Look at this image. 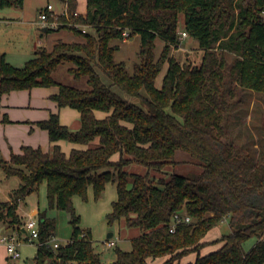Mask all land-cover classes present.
Here are the masks:
<instances>
[{
    "label": "trees",
    "instance_id": "obj_1",
    "mask_svg": "<svg viewBox=\"0 0 264 264\" xmlns=\"http://www.w3.org/2000/svg\"><path fill=\"white\" fill-rule=\"evenodd\" d=\"M67 2L68 19L75 25L59 15V26L46 32L68 27L83 40H59L40 48L23 67L0 53V92L59 86L53 99L61 108L79 111L81 127L74 131L61 123L59 114H52L37 123L49 132L50 152L24 146L9 161L0 153V167L21 180L12 201L0 200V221L20 229V201L46 183L49 209L38 215L40 242L55 236L54 210L70 214L73 234L57 249L37 246L34 264H105L91 230L80 226L74 198L87 202L92 187L98 201L114 183L118 199L107 214L109 225L125 220L142 234L131 240L132 251L117 247L110 264H264V151L256 161L251 149L228 140L235 104L229 101L233 89L225 79L228 70L232 84L264 93V0H87L86 15L76 14L78 0ZM24 4L0 0V9ZM181 15L185 32L205 51L200 64H182L171 55L179 42ZM126 31L141 38L140 61L132 72L116 60ZM158 39L165 43L159 57ZM224 51L236 56L229 68ZM66 64L72 65L68 72L77 80L87 79L88 89L56 79ZM96 111L107 116L98 118ZM61 140L89 147L66 154L57 144ZM177 151L189 153L204 170L194 176L174 173L159 182L149 174L127 171L138 165L161 172L176 164ZM180 211L192 222L172 231ZM226 218L232 232L207 241ZM252 238L256 243L246 251L244 244ZM216 244L217 249L203 253ZM192 253L196 260L180 262Z\"/></svg>",
    "mask_w": 264,
    "mask_h": 264
},
{
    "label": "rangeland",
    "instance_id": "obj_2",
    "mask_svg": "<svg viewBox=\"0 0 264 264\" xmlns=\"http://www.w3.org/2000/svg\"><path fill=\"white\" fill-rule=\"evenodd\" d=\"M85 1L87 0H78V8H83ZM237 1L238 0H235L234 3L236 4ZM49 4L53 5V11L58 12L60 15L66 14L65 17L66 20L69 21V26L75 25V23L72 20H69L67 16V0H25L23 8L8 7L0 9V12L2 13L6 12L7 10H11L12 12H15L14 14L16 15L14 22L8 28L9 32L5 33L4 30L0 33V47H2L5 52L8 51L7 60L16 67H23L26 61L33 57V49H38L40 47L50 48L59 40H63L65 42L83 40L81 36L76 35L75 32H73L68 27L63 28L60 31L52 30L49 32H44L41 30L43 28L41 25L45 23V21L41 19V14L47 9ZM57 23V26H59V22ZM80 28L90 31V28L87 26H81ZM184 31H186L184 26V16L181 15L179 24V42L176 46L171 48V55L178 59L182 64H200L205 51L201 49L199 41H197L195 38L191 37L189 34L187 37H184L182 35ZM39 40H41L43 43L40 46ZM115 43L116 42L113 44ZM119 46L120 48L116 53V60L118 62H125L128 70L132 72L134 69V64L140 61L139 51L141 47V38L139 35H130L129 32V36H124V40L119 42ZM164 46L165 43L158 39L156 42L157 57L161 55ZM223 53H225L224 57L227 62V68H229L233 64L236 56L230 51H224ZM71 66L72 65L70 64L62 65L59 68V71L56 73V79L66 85H71L81 89H88L89 86L87 84L86 78L77 80L68 72V69ZM226 72L228 73V70ZM227 73L225 79L228 82V86L231 85L233 89L228 98L229 101L235 104L229 119L231 136L228 140H233L238 145L246 146L247 148L251 149L255 160L258 161L260 159L261 153L264 151V93L242 89L241 87H238L236 83L232 84ZM106 80L108 82V79ZM114 90L117 89L114 88ZM120 94L130 101L140 104V100L131 98L122 93ZM203 170V164L193 158L189 153L184 151H177L176 164L169 165L161 172L149 171L148 168L138 165H131L127 168L129 173H139L142 175L149 174L151 177L155 178L157 182L162 179L169 180L171 175L174 173L184 176H194L200 174ZM15 180L20 182L18 177H16ZM110 192L111 189L108 191V194L105 190V193L102 197L103 201H101L102 198L99 199V204L102 205L103 203L105 204V202H107V199L110 197ZM83 202L87 203L86 201ZM92 205L93 201L91 202L90 208H92ZM33 207H38L41 211L49 209L46 183H43L40 186L39 191L33 194L32 197L24 202H21L20 208L22 217H24L25 220L26 214H28V212H30ZM92 211L89 210L87 211L88 214L84 215L86 216V222L91 223L96 229H99L102 232L100 239L96 238V236H93L95 240V250L97 253L102 255V261L105 264H110L113 262L116 259L117 247L124 251H132L131 240L139 237L142 234V231L139 228L127 227L125 220L117 225H109V223H107V215H102V217H99L101 209L99 211ZM50 215L56 219L55 241L63 245L68 244L71 241L73 234V226L70 223V214L66 211L54 210L50 212ZM6 229L8 232H10V228ZM117 231H119L120 234H116ZM231 232L232 230L229 225V220L226 218L208 234L207 241L214 242L219 238H222L224 235L230 234ZM109 233H115V236L109 238ZM103 240L112 241L114 243L113 247H108ZM255 243L256 238L248 240L244 244L245 250L250 251ZM217 248V244L210 245L203 250V253L211 252ZM20 251L22 257L16 260H11L9 262L10 264H32V261L37 257L38 247L36 244L23 243L20 247ZM196 257L197 254L192 253L184 257L180 262L183 263L194 261L196 260ZM154 262L152 264H162L164 261L160 260L159 263Z\"/></svg>",
    "mask_w": 264,
    "mask_h": 264
},
{
    "label": "crops",
    "instance_id": "obj_3",
    "mask_svg": "<svg viewBox=\"0 0 264 264\" xmlns=\"http://www.w3.org/2000/svg\"><path fill=\"white\" fill-rule=\"evenodd\" d=\"M78 12L80 14L86 15L87 1H85L83 8H78ZM14 13L15 12H12L11 10H7L3 13L0 12V33L4 30L5 33L9 32L8 28L16 18V15ZM41 26L43 28H46L44 27L45 23H43ZM43 28L41 30H43ZM42 44V41L39 40V46ZM40 48L33 49L32 54L34 55V53ZM1 52H5L2 47H0V53ZM5 54L6 57H8V51H6ZM59 91V86H52L36 87L30 90H17L4 94L0 92V153L5 160L9 161L13 153H21L24 146L42 148L45 152H50L53 147V143H51L50 141L49 132L41 128L37 123L49 120L52 114H59L60 121L63 125H66L71 129L73 128L74 130L80 129L81 114L79 113V111L69 107L61 108L59 107L58 102L53 99V96L57 95ZM96 115L98 118H105L107 116V113L96 111ZM57 144L66 154H70L73 149L85 150L89 147L86 145L67 142L64 140L57 142ZM16 177L17 176H7L3 168L0 167L1 201H12L14 191L17 190L21 184V180L20 182H17V180H15ZM110 189V197L107 199V202H105V204H102L103 206L99 204V201L97 202L94 200V190L92 187L88 192L89 201L87 203H84L79 196H76L74 198L75 208L77 210V213L81 217L80 226L82 228L90 229L92 237L96 236V238L100 239L102 236V232L99 229H96L91 223L86 222V216L84 214H88L87 211L89 210L99 211L101 209L99 217H102V215H107L108 213L112 212V204L118 199L117 185L114 183H109L106 187L107 194ZM33 194L29 195L19 203L17 213L22 221L21 229L28 221L27 219H29L31 216L39 215V212L41 211L40 208L33 207L31 211L26 214L27 221L24 219V217H22L20 204L21 202H24L32 197ZM92 201L93 205L92 208H90ZM101 201H103V198ZM6 228L8 227L0 221V264H10L9 262L11 261V259L8 257L6 246L1 242V239L3 235L12 234L15 230H17L16 228H10V232H8ZM116 234H120L119 231H117ZM113 236H115V233H113ZM113 236L109 238H112ZM94 237L93 241H95ZM103 241L104 243H107V241ZM159 261L160 260H156L155 262L159 263ZM153 262H151L150 264H152ZM34 263L35 259L32 261V264Z\"/></svg>",
    "mask_w": 264,
    "mask_h": 264
},
{
    "label": "built area",
    "instance_id": "obj_4",
    "mask_svg": "<svg viewBox=\"0 0 264 264\" xmlns=\"http://www.w3.org/2000/svg\"><path fill=\"white\" fill-rule=\"evenodd\" d=\"M54 7L52 4H49L47 9L41 14V19L45 21L46 28H57L58 26V17L59 13L56 11H53ZM50 14L54 15V20H50ZM76 14H80L77 12ZM66 15V14H63ZM68 16V15H67ZM76 26L81 27V25L76 24ZM84 27V26H83ZM86 31V30H84ZM182 35L184 37L188 36L187 32H183ZM124 36H129V32H125ZM192 218L190 215L185 213L184 211H180L175 213L173 225H172V231H175L177 226L181 223H191ZM40 222L38 215L31 216L28 221L25 223L24 227L21 229L15 230L12 234L9 235H3L1 242L6 246L8 257L11 260H16L22 257L20 247L23 243L26 244H36L39 245H47L51 246L54 249L59 248L60 246H63V244H60L59 242L55 241V236H52V238L48 242H40ZM108 247H113L114 243L111 241H107ZM67 245V244H65ZM78 264V263H75Z\"/></svg>",
    "mask_w": 264,
    "mask_h": 264
},
{
    "label": "water",
    "instance_id": "obj_5",
    "mask_svg": "<svg viewBox=\"0 0 264 264\" xmlns=\"http://www.w3.org/2000/svg\"><path fill=\"white\" fill-rule=\"evenodd\" d=\"M42 31H46V28H43ZM111 236H113V233H109L108 237H111Z\"/></svg>",
    "mask_w": 264,
    "mask_h": 264
}]
</instances>
